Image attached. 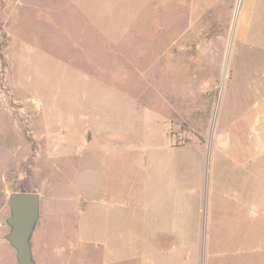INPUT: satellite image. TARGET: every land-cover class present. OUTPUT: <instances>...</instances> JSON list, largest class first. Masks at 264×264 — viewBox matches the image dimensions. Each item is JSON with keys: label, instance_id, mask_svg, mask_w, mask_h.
Here are the masks:
<instances>
[{"label": "rangeland", "instance_id": "374dc122", "mask_svg": "<svg viewBox=\"0 0 264 264\" xmlns=\"http://www.w3.org/2000/svg\"><path fill=\"white\" fill-rule=\"evenodd\" d=\"M12 192L35 264H264V0H0V264Z\"/></svg>", "mask_w": 264, "mask_h": 264}, {"label": "water", "instance_id": "95a60500", "mask_svg": "<svg viewBox=\"0 0 264 264\" xmlns=\"http://www.w3.org/2000/svg\"><path fill=\"white\" fill-rule=\"evenodd\" d=\"M8 207L5 224L9 231L4 239L14 250L17 264H35L32 237L40 217V197L37 193L12 192Z\"/></svg>", "mask_w": 264, "mask_h": 264}, {"label": "crops", "instance_id": "0c3cea01", "mask_svg": "<svg viewBox=\"0 0 264 264\" xmlns=\"http://www.w3.org/2000/svg\"><path fill=\"white\" fill-rule=\"evenodd\" d=\"M261 80V78H259V81ZM89 136V135H88ZM84 138H80V144H82V147H84L85 144H88L90 141V136L89 139ZM112 148L117 151V152H123L124 149L122 148V145L120 142H113V144L111 145ZM168 147H173L171 145H169ZM95 161V160H93ZM142 165H146V164H154L156 165V168L159 169L161 172L164 170L163 169V161L162 159H155L154 157H148L146 156V158H143L141 161ZM101 164V161L100 163ZM95 163L93 165H91V167L93 169L96 168V166H94ZM104 162L101 164V166H99V170L97 172H100V169L104 168ZM96 173V169L94 170ZM93 179V177H92ZM80 181V180H79ZM94 182V179H93ZM80 183V182H79ZM79 185V184H78ZM94 188H92V196H89V190L82 187L80 192H81V197H80V201L81 204L80 206L77 208V217H76V228H77V233L82 235L83 239L89 240V241H97L96 239H94V237H86L87 234H89L88 229H86L85 227V220L87 217H92L93 219L95 217H98V220L100 218H104L108 215V211H110V204L107 203L106 200L108 199H100V200H96L95 196L96 194L94 193ZM154 188L153 190L151 189H145L143 191V197H142V202L145 208H150L153 209L154 204L156 203V196H154ZM40 197V196H39ZM119 207V208H125L127 206H131V202H130V197H127V199L124 200V203L119 202V200H114L113 202V207ZM96 220V219H95ZM92 233H95L94 230L91 231ZM94 236V235H93Z\"/></svg>", "mask_w": 264, "mask_h": 264}]
</instances>
